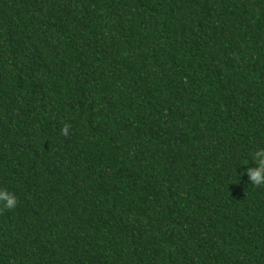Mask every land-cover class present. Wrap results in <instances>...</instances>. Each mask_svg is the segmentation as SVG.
Returning a JSON list of instances; mask_svg holds the SVG:
<instances>
[{"label": "trees", "instance_id": "obj_1", "mask_svg": "<svg viewBox=\"0 0 264 264\" xmlns=\"http://www.w3.org/2000/svg\"><path fill=\"white\" fill-rule=\"evenodd\" d=\"M258 147L264 0H0V264H264Z\"/></svg>", "mask_w": 264, "mask_h": 264}, {"label": "clouds", "instance_id": "obj_2", "mask_svg": "<svg viewBox=\"0 0 264 264\" xmlns=\"http://www.w3.org/2000/svg\"><path fill=\"white\" fill-rule=\"evenodd\" d=\"M71 124H65L62 128V134L68 136L70 134ZM254 167H249L246 172L240 173V175H247L251 184L260 186L264 185V147H258L252 156ZM245 165H248L246 163ZM19 200L14 191H11L3 186H0V211L13 210L18 207Z\"/></svg>", "mask_w": 264, "mask_h": 264}]
</instances>
